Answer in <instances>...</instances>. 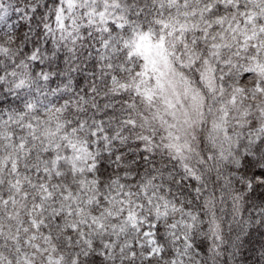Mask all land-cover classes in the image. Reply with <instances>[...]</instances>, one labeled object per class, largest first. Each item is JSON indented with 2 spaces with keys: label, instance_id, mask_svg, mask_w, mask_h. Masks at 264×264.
Masks as SVG:
<instances>
[{
  "label": "snow or ice",
  "instance_id": "obj_1",
  "mask_svg": "<svg viewBox=\"0 0 264 264\" xmlns=\"http://www.w3.org/2000/svg\"><path fill=\"white\" fill-rule=\"evenodd\" d=\"M0 264H264V0H0Z\"/></svg>",
  "mask_w": 264,
  "mask_h": 264
}]
</instances>
